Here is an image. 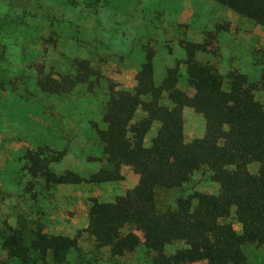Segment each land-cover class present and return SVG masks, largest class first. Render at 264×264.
<instances>
[{
    "label": "rangeland",
    "instance_id": "obj_1",
    "mask_svg": "<svg viewBox=\"0 0 264 264\" xmlns=\"http://www.w3.org/2000/svg\"><path fill=\"white\" fill-rule=\"evenodd\" d=\"M2 32L17 48L8 51L0 38V264L7 259L2 237L9 226L77 239L76 264H156V253L144 243L135 252L113 256L88 232L94 200L115 202L140 183L132 166L123 167L120 181L54 184L33 174L31 157L50 161L58 175L72 171L89 178L100 172L107 157L98 129L104 128L110 87L134 91L142 64L152 56L158 84L177 70L178 87L193 96L185 65L190 42L204 45L199 59L223 75L239 71L258 83L256 99L264 105V26L215 0H0ZM87 62L95 74L88 83L78 82ZM69 75L73 83L66 92L39 86L41 80ZM167 98L163 103L170 104ZM143 115L140 111L138 118ZM184 119L188 142L205 136L202 114L187 107ZM159 128L156 122L147 146ZM195 192L218 195L221 185L203 168L182 187L160 188L158 209H176L179 198ZM228 221L243 232L235 211ZM130 231L144 242L134 226L123 232ZM184 247L175 242L166 252ZM245 251L251 264L264 258V248L248 245Z\"/></svg>",
    "mask_w": 264,
    "mask_h": 264
},
{
    "label": "trees",
    "instance_id": "obj_2",
    "mask_svg": "<svg viewBox=\"0 0 264 264\" xmlns=\"http://www.w3.org/2000/svg\"><path fill=\"white\" fill-rule=\"evenodd\" d=\"M215 1L264 26V0ZM0 38L7 41L8 51L17 48L4 33ZM185 51L193 96L178 87L177 70H170L158 84L152 56L142 64L134 91L110 87L104 128L98 129L107 157L100 172L89 178L72 171L58 175L50 169V161L36 156L31 157L32 172L54 184H80L120 181L124 166L134 168L141 177L135 188L115 202L94 200L89 212L88 232L99 248H110L113 256L135 252L144 243L156 253V264H251L245 248H264V105L256 99L260 86L244 73L231 71L225 76L201 61L198 55L206 47L200 43H188ZM93 74L87 62L80 66L76 80L88 83ZM71 79L70 75L61 80L50 77L39 81V86L62 93L70 90ZM165 95L170 104L163 103ZM187 107L206 121L205 136L191 142L185 137ZM140 111L144 115L138 118ZM156 122L160 128L147 146L146 137ZM253 165L258 166L256 173L251 171ZM203 168L221 185V192H195L179 198L176 209L160 212L157 191L182 187ZM234 211L243 225L241 234L228 221ZM129 225L143 233L144 242L135 231L123 232ZM175 242L185 247L167 254V247ZM2 246L7 253L2 264H76L80 251L75 238L10 226L3 233ZM256 264H264V258Z\"/></svg>",
    "mask_w": 264,
    "mask_h": 264
}]
</instances>
